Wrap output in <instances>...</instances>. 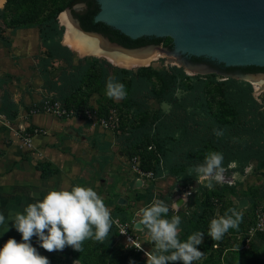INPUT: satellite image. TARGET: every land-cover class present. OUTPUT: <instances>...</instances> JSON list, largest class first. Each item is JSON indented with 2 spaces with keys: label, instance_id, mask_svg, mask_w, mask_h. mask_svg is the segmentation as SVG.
I'll return each instance as SVG.
<instances>
[{
  "label": "rangeland",
  "instance_id": "rangeland-1",
  "mask_svg": "<svg viewBox=\"0 0 264 264\" xmlns=\"http://www.w3.org/2000/svg\"><path fill=\"white\" fill-rule=\"evenodd\" d=\"M6 3L7 0H0V127L7 128L6 133H0V159L5 147L14 143L25 149V158L38 159L40 151L31 148L37 147L31 143L37 130L38 135L48 137L47 146L71 149L73 160L68 174L72 175V186L95 190L113 218L109 239L85 240L81 252L71 246L48 252L38 242L31 241L40 254L50 264H60L50 258L55 255L64 259L62 264L75 261L76 264H129L130 260L147 264L145 252L160 253L147 235L149 230L139 223L137 213L155 200H162L169 207V213L162 214V218L170 220L179 215L182 219L178 233L181 241L197 231L205 233L202 244L196 246L204 256L193 264H264V230H256L258 212H264V163L256 159L233 161L225 171L234 184L214 181L211 190L206 186L207 180L189 173L190 168L204 162L210 151H217L208 140L214 128L211 119L222 127L217 130L226 131L225 125L236 129L232 125L244 122V128L261 129L264 135V88L257 91L253 85L256 83L234 76L194 71L166 56L133 69L117 66L103 57L83 54L78 47L68 44L69 27L61 19L68 0ZM43 34H53L52 41L72 53L61 52L72 59V64L50 54ZM171 45L173 40L166 37L161 48ZM94 59L98 61L95 67ZM103 69L112 77L117 70L132 71L137 78L144 79L155 93L154 98L148 100L143 110L140 106L128 107V91L124 99L109 98L99 85L98 77ZM74 73L78 81L76 88L64 91L66 76ZM163 73L172 78L176 87L174 98L181 107L201 90L202 101L196 104L197 108H186L195 120L189 124L190 136L186 140L183 127L164 130L174 116V106L162 98L164 82L159 74ZM232 81L252 90V102L244 101V118L240 112L243 108H235L226 99L232 91L229 86ZM35 107L44 112L39 116L46 114L60 122L62 128L50 132L47 128L26 126L36 115ZM13 111L15 115L11 114ZM253 114L260 123L255 124ZM239 141L228 138L226 143L236 146L240 145ZM247 142L244 137V144ZM263 143L254 142L252 147ZM176 145L183 151L181 166H168L167 158ZM243 199L249 205L241 209L239 202ZM230 209H237L243 219L238 228H230L221 240L214 241L208 235L209 223L213 218L230 214ZM138 224L141 228H137ZM8 234L21 241L22 234L15 228ZM137 245L141 249H136ZM167 264H183V261Z\"/></svg>",
  "mask_w": 264,
  "mask_h": 264
},
{
  "label": "water",
  "instance_id": "water-1",
  "mask_svg": "<svg viewBox=\"0 0 264 264\" xmlns=\"http://www.w3.org/2000/svg\"><path fill=\"white\" fill-rule=\"evenodd\" d=\"M97 3L100 11L95 16L96 23H104L132 40H163L157 46L124 48L102 34L81 28L72 11L82 12L84 4L66 7L61 19L94 48L140 62H155L166 56L194 71L234 76L264 87V74L227 73L189 60L204 59L225 68H264V0H97ZM166 37L173 40V45L163 49ZM248 205L247 199L239 202L241 209Z\"/></svg>",
  "mask_w": 264,
  "mask_h": 264
},
{
  "label": "clouds",
  "instance_id": "clouds-1",
  "mask_svg": "<svg viewBox=\"0 0 264 264\" xmlns=\"http://www.w3.org/2000/svg\"><path fill=\"white\" fill-rule=\"evenodd\" d=\"M105 94L114 100H121L127 96V89L124 83L109 77ZM214 132L218 137L223 135L222 130ZM223 161L222 152L210 151L204 162L190 168L189 173H195L200 179L207 180L206 186L211 190L215 187L214 181L218 183L223 180ZM168 213L169 207L162 200H155L137 213L140 216L139 223L149 230L147 235L155 242L160 253L145 252L147 264H167L168 261L193 264V261L200 260L204 252L196 246L202 244L205 233L197 231L186 241H181L178 233L182 219L179 215L172 216L170 220L162 218V214ZM229 213L210 221L208 235L214 241L221 240L230 228H238L242 221L243 217L237 209H230ZM4 226L5 232L13 227L22 237L20 242L10 238L0 247V264H50L49 259L33 246V236L38 238L40 247L48 252L62 251L66 246L81 252L85 240L102 242L109 239L113 218L104 200L95 190L74 185L71 190L61 188L48 192L42 200L27 204L21 212L10 218L0 212V227ZM135 248L141 249V245ZM129 264L136 262L130 260Z\"/></svg>",
  "mask_w": 264,
  "mask_h": 264
},
{
  "label": "trees",
  "instance_id": "trees-1",
  "mask_svg": "<svg viewBox=\"0 0 264 264\" xmlns=\"http://www.w3.org/2000/svg\"><path fill=\"white\" fill-rule=\"evenodd\" d=\"M11 0H7L6 4H9ZM77 3H84L86 5L85 10L82 12H76L72 11L74 17L79 21L81 28L86 32H95L104 35L105 37L109 38L111 42L117 43L124 48L127 49H135L140 47H145L149 45H160L162 43L163 39H150V38H142L138 40H132L129 37L121 34L119 31H116L112 29L111 27L105 25L104 23H96L95 22V16L100 11V7L97 3V0H68L67 6L72 8L73 5ZM43 39L47 44V48L50 52V54L54 53L57 55L58 58L66 59L67 62H70L69 64H72V59L65 57L66 55H63L62 53H69L72 54L66 47H63L60 43L52 41L53 34H43ZM62 52V53H61ZM62 54V55H59ZM64 59V60H65ZM193 62L200 63L205 62L204 59H198V58H192ZM209 62V61H208ZM94 67L98 63L97 59L93 60ZM88 64H86V67ZM223 66V65H222ZM227 73H234L239 69H243L244 73H257V72H264V68H257V67H247V68H226ZM86 68L83 69V72ZM67 72H64V75H66ZM160 77L163 78L164 84L162 85V98L163 100H166L167 102H171L174 106V116L171 118V122L166 124L164 127L165 131H171L172 129H181L182 127L185 129V140L190 136L189 132L191 129L189 127V124L192 122H195L193 119L194 116L192 114L188 115L186 108L188 107H196L197 103L202 101V94L201 90L196 92L191 98H189L183 107L178 103L177 99L174 98L176 87L172 84V78L166 77V75L159 74ZM111 77L115 80H118L125 84L127 91L130 95V100L128 102V107L130 109H133L136 106H140L143 109L146 108L147 102L149 99H153L155 96V93L148 87V84L144 81L142 78H137L132 71H123V70H117L115 76H111L110 73L103 69L102 73L100 74L99 78V85L106 91V82L108 78ZM93 79H97V77L93 76ZM127 79H129L127 81ZM66 86L62 87L64 91H68L72 88H76L77 86V74H72L70 76H66ZM202 83V82H201ZM230 86L231 92H228L226 95V99L229 104L233 105L237 109H241L244 107V101L246 102H252V90L251 87L245 86L242 84L236 83V81H232ZM243 112V118H244V108L240 111ZM34 113L36 114H43L44 112L40 110L39 107L34 108ZM12 115H15V112H11ZM209 115V114H207ZM254 115V114H253ZM85 116V115H83ZM255 119L253 120L255 124H258L260 122H257L258 116L254 115ZM213 121V130L210 131L208 134V140L212 141L216 150L218 152H222L224 154V161L223 165L224 167L228 166L233 161L238 160H245L250 161L253 159L259 160L260 162L264 163V143L262 145L252 147L254 142H258L260 140L264 141V135L262 134L261 129L256 128H244V122L239 125H232L236 129H231L229 125H225L223 128L226 130L223 131L224 137H218L215 135L214 130H217V128H222L220 124L213 118L211 119V122ZM203 125V124H202ZM205 125V124H204ZM206 126V125H205ZM208 128V127H206ZM197 131V130H195ZM244 137L248 139V142L244 144ZM228 138H235V139H241L239 141L240 145L236 146H229L226 143V140ZM200 141V140H199ZM202 141H205L204 139ZM250 142H253L252 144ZM193 147V146H192ZM193 152V151H192ZM171 155L167 158V164L172 165V167H180V156L182 155L183 151L181 147H173L170 151ZM185 154H188L185 153ZM130 158H132L133 154L129 152ZM189 156V155H188ZM186 156V158H188ZM36 169L41 172L42 178H48L58 172L57 169L51 168L48 164H37ZM161 173V172H159ZM160 176V175H159ZM43 252V251H42ZM45 253V252H44ZM50 258L57 259V262L62 264L64 259L60 257L59 255L50 256Z\"/></svg>",
  "mask_w": 264,
  "mask_h": 264
},
{
  "label": "crops",
  "instance_id": "crops-1",
  "mask_svg": "<svg viewBox=\"0 0 264 264\" xmlns=\"http://www.w3.org/2000/svg\"><path fill=\"white\" fill-rule=\"evenodd\" d=\"M39 115L41 114H36L31 123L27 122L26 126L47 128L50 132L62 128L60 122L50 119L46 114ZM0 128L1 134L6 133L7 128L3 126ZM47 138L37 134L31 141L32 145L37 146L31 148L40 151L38 159L25 158V149L22 150V147H18L17 143L5 147L0 159V212H3L6 218L21 212L27 204L42 200L52 190L61 188L71 190L72 175L68 174L73 160L71 149L47 146L49 143H46ZM39 163L48 164L58 172L48 178H42L41 172L36 169V165ZM12 228L10 227L5 232L6 226L0 227V247L12 238V235L8 234ZM31 241L38 242V238L33 236ZM67 247L64 249L66 250Z\"/></svg>",
  "mask_w": 264,
  "mask_h": 264
},
{
  "label": "bare ground",
  "instance_id": "bare-ground-1",
  "mask_svg": "<svg viewBox=\"0 0 264 264\" xmlns=\"http://www.w3.org/2000/svg\"><path fill=\"white\" fill-rule=\"evenodd\" d=\"M67 35H68L67 41L70 42L68 44L74 45L76 48L78 47L80 49L81 53H83V54L85 53L86 55L90 54V55H94V56L103 57V58L107 59L108 61H110L114 65L121 66L124 68H132L133 69V68H136L138 66H142L143 64L149 63V62L136 61V60L124 57V56H113V55L104 53V52L94 48L87 40H85L83 37L78 35L74 30H71L70 28H69V33ZM77 51H78V49H77ZM253 85H254L255 89H257V91L264 88L258 84H253Z\"/></svg>",
  "mask_w": 264,
  "mask_h": 264
},
{
  "label": "built area",
  "instance_id": "built-area-1",
  "mask_svg": "<svg viewBox=\"0 0 264 264\" xmlns=\"http://www.w3.org/2000/svg\"><path fill=\"white\" fill-rule=\"evenodd\" d=\"M38 134L37 130H36V135ZM221 182L227 183L229 185L234 184V180L233 178L229 177L226 175V171L223 174V180ZM185 197V196H183ZM186 198V197H185ZM256 230H264V212L259 211L258 215H257V228Z\"/></svg>",
  "mask_w": 264,
  "mask_h": 264
},
{
  "label": "flooded vegetation",
  "instance_id": "flooded-vegetation-1",
  "mask_svg": "<svg viewBox=\"0 0 264 264\" xmlns=\"http://www.w3.org/2000/svg\"><path fill=\"white\" fill-rule=\"evenodd\" d=\"M78 4H84V3H78ZM84 5H85V4H84ZM85 8H86V5H85ZM74 10H75V9H74ZM150 39H152V38H150ZM149 46H157V45H149ZM149 46H145V47H149ZM140 48H142V47H140ZM189 60H190V61H193L192 58L189 59ZM202 63H206V64H207L208 66H210L211 68H215V69H218V70H220V71H226V70H227L224 66L219 65V64H217V63L208 62V61H205V62H202ZM243 71H244L243 69H239V70H237L236 72L239 73L240 75H248V74H256V75H258V74H264V72H257V73H244Z\"/></svg>",
  "mask_w": 264,
  "mask_h": 264
}]
</instances>
